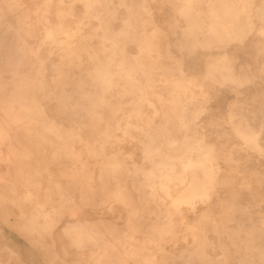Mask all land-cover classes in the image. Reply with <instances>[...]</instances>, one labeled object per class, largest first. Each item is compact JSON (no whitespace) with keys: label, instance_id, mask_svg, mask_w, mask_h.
<instances>
[{"label":"rangeland","instance_id":"obj_1","mask_svg":"<svg viewBox=\"0 0 264 264\" xmlns=\"http://www.w3.org/2000/svg\"><path fill=\"white\" fill-rule=\"evenodd\" d=\"M11 1L0 0L2 15L0 20V92L7 90L13 80L34 76L39 83L32 93L39 100V109H44L46 115L39 114L35 118H23L18 131L3 133L2 136L8 138L6 141L0 139V171L9 172L14 179L19 177V174L25 175L24 171H29L33 176L31 181L19 178L13 181L17 187V196L13 195L8 199L9 203L0 206V247H2L0 264H93L89 248L77 249L70 245L68 238L62 233L65 223L74 219L70 214L65 215L64 220L55 230L56 243L52 242L50 236L37 238L21 233L23 230L20 227L24 223L20 217L29 215L32 209L29 199H26L25 193L28 189L26 185L44 186L48 184L50 175L63 177L66 180L67 175L73 173L78 167H82L81 163L73 161L59 164L56 157L51 154L52 148L59 144L56 136L46 131V126L52 120L56 121L57 125L60 122L69 128L71 132L68 135L71 139L68 142L81 154L85 162V171L76 182L78 185L76 198L69 207H77L78 217L82 219L91 216L93 217L91 220L99 223L101 216L114 219L120 227V230H117L118 246L126 255H132L136 247L143 251L138 256L152 254L159 248L158 241L149 240L155 233L152 224L163 223L167 217L157 215L153 212V208L173 201L179 195L182 185L179 182L172 183L171 195L159 190L161 198L158 196L155 199L150 196V187H147L144 192L136 190L134 180L143 179V172L149 171L151 165L143 161L144 151L135 146L137 140L132 134L136 135L137 131L132 127L138 122L155 123L163 120L154 112L155 109L161 110L162 106L171 104L170 100H166L172 87L170 79L183 81L186 79L188 82V79L194 77L191 86L199 97L197 104L199 107L204 106L203 113L196 119L198 134L203 135L206 141L215 144V152L221 157V163L225 168L223 174L227 173L226 169L229 167H237L239 170L235 173V177H231L222 186L221 196L212 198L214 216H220L222 207L220 202L228 198L229 190L235 186L238 188L239 181L248 177L258 186L262 197H253L248 189H243L241 199L243 203L249 204L253 221L259 222L264 215V213H258V210L264 211V154L259 155L256 150L240 147L243 139L229 123V113L233 109L236 120L241 121L246 117L255 129L261 130L260 137L264 144V70L260 69V65L264 63V48L261 49L259 46L264 47V37L258 35L263 27L256 28L250 35L244 51L235 53L234 48L226 49L234 59L236 72L241 80L220 85L219 82L207 76L205 68L211 56L202 55V52L215 53L212 57L219 58L225 51L224 47L217 45L210 50H205L200 43L184 45L186 22L178 12L179 8L183 7V0H126V4L122 3V0H111L107 7L99 5L92 9V13L99 8L105 14L108 19H106L108 23L105 22V28H98L99 20L86 14L85 5L79 2L75 4L74 0H67L66 3L60 0H20V5L17 6L11 5ZM128 7L132 8V13ZM203 7L208 8L206 4ZM112 14H114L113 17ZM131 14L134 19L130 27V35L124 36L121 30L126 26ZM256 24L264 23L256 21ZM48 28H52L56 36L48 37L46 35ZM61 29L68 34L59 33ZM152 33H155L156 46L149 53L141 52L140 40L151 38ZM58 36L67 38L69 42L60 44L55 39ZM254 40L259 43H257L258 46L253 43ZM113 41H117L118 48L125 45L129 60L139 56L147 64L146 68H150V63L157 59H162L170 65L168 73L163 69L150 68L159 87H164L162 89L164 100H159L154 94L148 93L149 100L142 102L143 100L139 97L144 94L141 91L124 94L125 86L120 76V61L114 67L117 79L114 86L109 90L101 91L98 85L92 84L90 74L94 71L95 64L105 58L104 49L111 48ZM79 45L84 47L76 51ZM118 57L120 59L121 51H118ZM62 77H65L67 81L64 88L71 96L69 103L74 104L75 101L82 100L83 89L76 84V81L82 78L87 81L83 86L84 89L98 90L105 98L110 99V103L120 106V109L115 107L118 110L117 115H113L116 110L106 105V102L96 108L95 111L100 114L95 116L86 114L81 108L73 107L67 109V114L60 113L59 94L62 86L60 87L59 81ZM42 79H44V85L40 84ZM237 90L239 93H236ZM85 103L88 102L85 101ZM141 103L145 105L147 115L143 117L130 115ZM5 114L0 107V122L4 126L9 123V116ZM28 127L32 128L31 133L26 130ZM106 133H110L108 141L104 140ZM98 135L102 136V143L106 145V148L100 155L91 154L87 150V143L98 138ZM9 136L12 139L9 140ZM121 152L133 154L132 157H126L128 164L134 168L136 162L143 170L139 173L124 171V175L121 176L123 180L119 185L115 183L109 185L110 191L116 195L109 199L97 189L96 182L91 177V170L97 172L101 167V160H109L113 155ZM230 154L236 159L231 165L223 160ZM5 183L0 181L1 185ZM31 188L41 191V188ZM3 189L0 186L1 192ZM87 189L94 191L95 206L81 205V195H84ZM129 190L133 192V195L129 194ZM117 196L126 203L121 201L105 203L118 198ZM0 199L7 200L4 196ZM157 202L160 205H157ZM142 206H146L145 212L141 211ZM183 207L189 208L187 205ZM205 207L207 203L198 201L196 207L198 212L185 213L186 221L193 222L198 219L201 210ZM129 212H132L133 220L138 224L132 220L129 221ZM251 215L236 213L233 216L247 219ZM1 218H4L3 222L8 220L13 225L3 223ZM174 218L177 226L169 232L172 236L166 237L167 241H164V246L169 251H178L184 246L187 247L192 239V234L186 229L183 218L178 214H175ZM247 222L248 226H251V223ZM230 223L236 226L237 220ZM216 235L215 232L210 231V237L216 243L214 255L221 252ZM63 244L66 248L62 246ZM252 254L259 264H264V256L261 259L256 251H252ZM160 263L161 261H158L156 264ZM231 263L239 264L240 261L232 259ZM130 264L149 263L139 259L131 260Z\"/></svg>","mask_w":264,"mask_h":264},{"label":"bare ground","instance_id":"obj_2","mask_svg":"<svg viewBox=\"0 0 264 264\" xmlns=\"http://www.w3.org/2000/svg\"><path fill=\"white\" fill-rule=\"evenodd\" d=\"M60 1L66 3L67 0ZM110 1L74 0V3H83L86 7V14L99 20L97 27L105 28V22L108 20L105 14L99 8L92 13V9L99 5L107 7ZM122 3L126 4L127 1L122 0ZM10 4L20 5V0H12ZM204 4L208 6L207 9L203 7ZM108 8L111 10V7L108 6ZM66 10L68 11V8ZM129 11L132 13V8H129ZM178 12L186 22L184 45L200 43L205 50H210L217 45L224 47L225 51L220 54L219 58L212 57L215 53L202 52V55L209 54L211 56L207 61V68H205L207 76L219 82L220 85H226L228 82H240L241 79L237 75L234 59L226 49L234 48L235 53H239L241 50L244 51L247 46V39L256 28L263 27L259 30L258 35L264 37V24H256V21L264 23V0H183V7H180ZM113 16L114 14H112ZM1 18L0 12V20ZM133 19L134 17L131 14L127 19L126 26L121 30L122 35H130ZM59 33L68 34L63 29ZM200 33H202L201 36ZM46 35L54 37L56 33L52 28H48ZM154 37L155 33H152L151 38L140 40L141 52L149 53L154 49L157 43ZM55 39L60 44L69 42L67 38L64 39L60 36ZM253 43L257 46L259 44L255 40ZM117 44V41H113L111 48L104 49L106 52L105 58L95 64V69L90 74L92 84L94 86L98 85L101 91L109 90L114 86L117 83L114 67L120 61V76L125 86L124 94L141 91L144 94L139 97L143 100L142 102L149 100L148 93L154 94L159 100H164L162 93L164 87H159L150 68L163 69L168 73L170 65L162 59H157L150 63V68H146L147 64L139 56L135 57L134 60H129L125 45L118 48ZM82 46L79 45L76 51L83 49L84 46ZM259 46L261 49L264 48L261 45ZM30 51L38 53L33 49H30ZM118 51H121L120 59H118ZM260 69L264 70V63L262 66L260 65ZM64 78L62 77L59 81L60 87L62 86L59 94L60 113L67 114V109L73 107L81 108L86 114L95 116L100 114L95 111L96 108L106 102V105L116 110L113 115H117V109H120V106L117 107L114 103H110V99L105 98L98 90L84 89L83 86L87 81L82 78L78 79L76 84L83 89L81 92L83 101H75L74 104L69 103L71 96L67 93L68 90L64 88V84L67 83ZM193 78L188 79V82L186 79V82L170 79L172 87L166 100H170L171 104L162 106L161 110L155 109L154 112L156 116H161L163 120L155 123L151 121L138 122L132 127L137 131L136 135L132 134L137 140L135 146L144 151L143 161L151 165L149 171L143 172V179L134 180L133 184L136 190L144 192L147 187H150V196L155 199L158 196L161 198L159 190L171 195L172 183L179 182L182 185L179 195L173 201L153 208V212L157 215L167 217V220L163 223L154 222L152 224L155 233L149 238L153 242L158 241L159 248L157 250L161 252L156 250L152 254L138 256L143 251L136 247L132 255H126L118 246L117 230H120V227L114 219L101 216L100 223L91 220L93 218L91 216L82 219L78 217L77 207H69V204L76 198L78 188L76 182L85 171V162L81 154L72 148L73 146L68 142L71 139L69 128L60 122L57 125V122L53 120L46 126V131L54 134L59 144L52 148L51 154L56 157L59 164L73 161L81 163L82 167L77 166V170L67 176L65 175L66 180L63 177L50 175L48 184L44 186L26 185L28 188L25 193L26 199H29L32 209L29 215L20 217L22 223H24L20 227L23 230L21 233L37 238L50 236L52 242L56 243L55 230L62 223L65 215L70 214L74 219L65 223L62 227V233L68 238L70 245L77 247V249L89 248L93 264H130L131 260L139 259H143L149 264H156L158 261H161L160 264H232V259L240 261L239 264H259L256 257H253L252 251H256L259 253L260 258H263L264 215L259 219V222L253 221L251 215L253 213L249 204L243 203L241 199L243 189H248L253 197H262L254 181L248 177H244L242 181H239L238 188L236 186L231 188L228 192V198L220 202L222 206L220 216H214L212 198L221 196L222 186L231 177H235V173L239 170L237 167H229L226 169L227 173L223 174L225 168L221 163V157L215 152V144L206 141L203 135L198 134L199 128L196 126V119L203 113L204 106L199 107L197 104L199 97L191 86ZM38 83L37 78L34 76L27 79L13 80L7 90L0 92V107L6 113L5 115L9 116V123L6 126L0 122V139L3 141H6L8 137L4 138L2 134L18 131L20 121L23 118H35L39 114L46 115L44 109H39V100L32 93ZM40 84L44 85V79L40 81ZM236 93H239V91L237 90ZM85 101L88 103H85ZM144 108L145 105L141 103L130 115L136 117L146 116L147 113ZM235 116L236 114L232 109L229 113V123L243 139L240 147L244 149L251 148L256 150L259 155H263L264 144L260 137L261 130L255 129L246 117L238 121ZM26 130L32 132L31 127L26 128ZM10 139H12L11 136H9ZM109 139L110 133H106L104 140L108 141ZM102 140V136L98 135V138L91 143H87L88 152L100 155L106 148ZM132 156L134 155L118 153L109 160H101V167L97 172L91 170V177L96 182L97 189L102 194L107 195L109 199L116 197L114 192L110 191L109 185L111 183L119 185L123 180L121 176L124 175V171L139 173L143 170L136 162L134 168L130 167L126 157ZM223 160L231 165L236 159L230 154L228 157H224ZM23 173L25 175L21 176L19 174V177L14 179L9 172L0 171V181L6 182L3 185L0 184L4 188L2 192L0 191V197L4 196L7 199H0V206L9 203L8 199L16 195L17 187L13 184V181H16L17 178L20 180H33V176L30 175L29 171ZM31 187L41 188V191L32 190ZM129 194L133 195V192L129 190ZM93 197L94 191L87 189L85 194L81 195V205L90 204L95 206ZM116 199L108 200L105 203H111L112 201L125 202L119 197ZM198 201L207 203V207L201 210L198 219L193 222L186 221L187 216L185 213L196 212ZM158 204L160 205L157 202ZM184 205L189 208H184ZM110 208H112L111 205ZM140 209L145 212L146 206H142ZM129 213V221L132 220L133 222L132 212ZM236 213L251 216L247 219L236 218L233 216ZM258 213L263 214L264 211L258 210ZM175 214L183 218V223H186V229L191 232L192 239L188 242L187 247L184 246L178 251H169L165 248L164 241L166 237L172 236L169 232L177 226L174 218ZM96 216H99V214H96ZM2 220L4 218H1ZM86 220H91V222H86ZM233 220H237L236 226L230 223ZM246 220L251 223V226H248ZM4 222L13 225L11 221ZM134 223L138 224L137 221H134ZM210 231L217 234V245L221 249V252L216 255L213 254L216 243L212 240L213 238L211 239ZM62 246L66 248L65 244Z\"/></svg>","mask_w":264,"mask_h":264}]
</instances>
